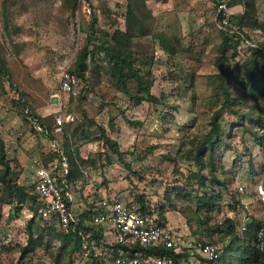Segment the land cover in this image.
I'll use <instances>...</instances> for the list:
<instances>
[{
  "label": "rangeland",
  "instance_id": "1",
  "mask_svg": "<svg viewBox=\"0 0 264 264\" xmlns=\"http://www.w3.org/2000/svg\"><path fill=\"white\" fill-rule=\"evenodd\" d=\"M95 2L91 26L80 0H0V138L12 179L31 193L36 168L55 153L71 167L77 192L91 186L90 195L139 196L183 238L213 241L221 264H264V0H229L233 11L244 10L231 25L245 42L233 40L237 52L229 48L222 60L231 98L212 146L204 142L224 102L215 66L223 35L212 0ZM115 31L122 35L113 50L133 59L125 70L150 83L157 101L112 74ZM85 43L94 61L86 58L80 94L59 103V71L72 68ZM32 116L44 119L53 139ZM12 194L0 191V264H97L40 219L35 200L15 209Z\"/></svg>",
  "mask_w": 264,
  "mask_h": 264
},
{
  "label": "built area",
  "instance_id": "2",
  "mask_svg": "<svg viewBox=\"0 0 264 264\" xmlns=\"http://www.w3.org/2000/svg\"><path fill=\"white\" fill-rule=\"evenodd\" d=\"M87 17L96 15L95 0H80ZM229 0H212V20L220 31L235 41H243V33L231 25V18L242 15L243 9L233 11ZM58 92L54 95L61 103L67 96L76 98L80 94V81L70 73L69 66L61 67ZM55 133H61L62 117L55 119ZM38 131L41 126L36 125ZM60 153V152H59ZM68 165L62 157L55 158L35 170L32 183L36 195L37 212L44 221L54 223L62 235L76 233L80 218L88 212L90 222L102 234L100 242L91 234L82 235L84 249L93 253L98 264H221V251L212 241L204 237L183 238L160 217L158 208L152 206L143 211L138 203L128 196L100 198L83 213L74 207L71 188L67 180ZM258 195L264 202V189ZM188 253V256H184Z\"/></svg>",
  "mask_w": 264,
  "mask_h": 264
},
{
  "label": "trees",
  "instance_id": "3",
  "mask_svg": "<svg viewBox=\"0 0 264 264\" xmlns=\"http://www.w3.org/2000/svg\"><path fill=\"white\" fill-rule=\"evenodd\" d=\"M228 5L230 7H232L230 5L229 1H228ZM94 16H96V15H93L90 17H94ZM236 17H242V16L236 14L235 16H233L231 18L230 21L232 22V20H234L233 18H236ZM95 23H96V17H94L91 20V26H93ZM220 32L222 33L223 38H222L221 45L219 47V51H218L219 55L216 59L215 66L219 72L217 75V79H218L219 88L222 91V94L224 95V102L222 104V109L216 111L214 113V115L212 116L211 130L209 132V137H208V139H210V143L204 142L206 145L210 144V146H212V144H211L212 137L215 135L217 136L220 133L218 119L220 117L221 112H223L225 109L229 108V101L231 98L227 87L224 85V75L226 73V70L224 69L222 60L225 58L226 52L229 48H233L235 50V52H237V50H236L237 49V43H234L233 39L229 38L224 31H220ZM121 35H122V33L115 31L114 35H112V38H111V40L114 42L112 50L109 51L110 52L109 53V60L111 62L112 74H114L117 78H120L121 80L124 79V81L125 80H131V79L135 80L137 82L139 89L142 92H144L143 93L144 99H146L150 102L157 101L156 97L154 95H152V93L150 91V83H145L137 71H126L125 70L126 67L133 62V59L131 57H129V55L127 53L121 52L120 50H115V49L113 50V48H116L115 45L119 41L118 36H121ZM128 36H129V34L126 30L125 37H128ZM88 41H89V39H88ZM88 47H89L88 43H85L82 46L79 53L77 54V58L73 64L72 68L70 69V73L72 75L76 76L78 79L79 78L83 79V73L82 72L86 68V58L89 56L90 62L94 61V53L90 52L88 50ZM258 53L260 54L261 59L264 60V53L260 52V51ZM258 71H259V69L254 68L252 70V75H255ZM143 98H140V99H143ZM140 99H138V102ZM31 118L35 122L36 125L41 126V131H39V133L41 135H43L45 138L53 139L54 136L51 133L48 125L45 123L44 119H41L40 117H36V116H32ZM53 124L55 126V122ZM101 131H102L101 132L102 134L100 135V138H103L105 140V143L108 145V147L112 151H114L118 156H120L121 152L118 149V147L111 141V139H109L108 137H105L103 130H101ZM54 159H55V153H54V157H51L50 159L45 161V164L49 163L50 160L53 161ZM68 169H69V173L67 176V180L71 183L72 182L74 183L75 181L72 179L73 178L72 177V171H71V167L69 165H68ZM30 188H31V193L26 191L25 187L18 185L12 179V171H11V168L9 165V160L6 159L5 152H4V143H3V140L0 138V191L4 190V191H7L9 193H13L11 196V202L16 206L15 209H18L19 206L24 204L28 198H30L31 200L36 199V195L34 193L33 186L31 185ZM133 200L140 205V207L143 211H145L146 209H149L146 205H144L141 197L137 196ZM159 211H160V217L165 223L166 219L163 215V212L161 211V209H159ZM37 214H38V212H37ZM89 215L90 214L88 212H86L80 218L76 233L71 232L69 234L63 235L65 244H70V243L76 244V243H78V245H80V247H82L85 243V240L83 239L82 235L85 236L87 234H91L92 238H94L97 242L101 241V238H102L101 231L97 226H95L94 224H92L90 222ZM78 231L82 232V235H80L78 233ZM206 240L211 241L209 239H206ZM262 255H264V254L262 253ZM184 256L187 257L188 253H185ZM96 262H97V264L99 263L98 259H96Z\"/></svg>",
  "mask_w": 264,
  "mask_h": 264
},
{
  "label": "crops",
  "instance_id": "4",
  "mask_svg": "<svg viewBox=\"0 0 264 264\" xmlns=\"http://www.w3.org/2000/svg\"><path fill=\"white\" fill-rule=\"evenodd\" d=\"M34 178H32V183L35 181V174H33ZM79 182V180H78ZM76 184V182H75ZM32 185V184H31ZM74 185V184H73ZM76 186V185H75ZM77 188H80L77 185ZM94 189H96L94 187ZM91 190V186L90 187H86V190H84L82 193L81 192H77L74 188V186H72L71 191H72V197H73V202H74V207L76 208V212L77 213H84L89 205L91 206V204L93 202H96L100 199V198H111L112 196L109 194H105L104 191L98 189V190H94L95 194L92 193V195H90L89 191ZM93 190V189H92ZM115 195V194H114ZM118 196H124V195H118ZM126 196V195H125ZM167 224L169 225V227L174 228V229H178L175 227H172L168 222Z\"/></svg>",
  "mask_w": 264,
  "mask_h": 264
}]
</instances>
